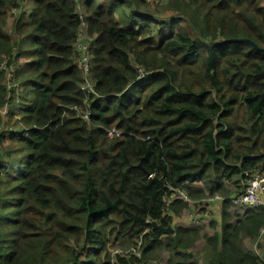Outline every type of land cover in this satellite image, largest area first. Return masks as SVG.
<instances>
[{
    "label": "trees",
    "instance_id": "trees-1",
    "mask_svg": "<svg viewBox=\"0 0 264 264\" xmlns=\"http://www.w3.org/2000/svg\"><path fill=\"white\" fill-rule=\"evenodd\" d=\"M28 1L0 0V264H109L140 237L144 262L166 251L164 264H198L200 230L172 225L186 203L166 211L170 188L226 198L206 264H264V239L261 257L243 245L264 206L233 219L227 188L264 174V52L225 41L264 47V0H168L160 18L148 0ZM78 7L94 35L89 95Z\"/></svg>",
    "mask_w": 264,
    "mask_h": 264
},
{
    "label": "built area",
    "instance_id": "built-area-1",
    "mask_svg": "<svg viewBox=\"0 0 264 264\" xmlns=\"http://www.w3.org/2000/svg\"><path fill=\"white\" fill-rule=\"evenodd\" d=\"M264 4V3H263ZM14 11V10H13ZM77 13L80 18V25L75 37V41L73 43V53L75 57V64L79 69L80 75L83 79L82 90L85 91L87 95L94 94V80L91 78V61L93 58V54L91 50L93 48V40L94 35H90L87 30V24L84 19V15L82 13L81 7H78ZM10 32V30H9ZM4 64V63H3ZM5 65V64H4ZM13 70V69H12ZM141 74L140 77L143 76V70L138 69ZM12 72H9L8 78H10ZM13 84L11 82L7 83V87H12ZM5 110L4 108L0 109V112ZM78 116L82 119L89 121V112L88 110H83L78 112ZM109 137L119 136L120 133L112 128L107 131ZM244 182L242 183V191L239 195L235 197H229V207L228 212L232 215L233 219H237L242 217L247 209H256L261 206H264V174L260 172H245L244 174ZM226 198L222 194H214V195H206L203 198L191 199L185 192L177 188H170V192L167 195L165 206L166 211H170L169 206L174 203L176 200H181L186 203V208L191 209L196 214H189V222L194 223V227L199 229V225L201 222V217L206 219L211 218L215 215H221V207L222 203ZM182 212L178 215V217L173 221L172 225H175L176 220H180ZM171 225V226H172ZM181 226V225H175ZM173 227V226H172ZM184 227V226H182ZM264 239V226L259 230V236L254 239V250H260L259 244L263 242ZM145 247L142 244L141 237L136 243L131 245H125L123 247H117L110 251V260L109 264H120L117 261V258H122L128 260L132 257L135 259V264H149L150 262H144L143 252ZM254 251V252H255ZM256 253V252H255ZM257 254L261 257V251L257 252Z\"/></svg>",
    "mask_w": 264,
    "mask_h": 264
},
{
    "label": "rangeland",
    "instance_id": "rangeland-1",
    "mask_svg": "<svg viewBox=\"0 0 264 264\" xmlns=\"http://www.w3.org/2000/svg\"><path fill=\"white\" fill-rule=\"evenodd\" d=\"M168 0H161V3L160 4H156L155 1L153 0H148V2H151L152 4L150 6H144L140 9L143 10V13L145 14H148V15H155V17H166V16H169L167 15V12H173L171 9H169L168 7H166V3H167ZM35 5V2L34 0H29L28 3H27V7L26 9L27 10H31ZM139 9V10H140ZM11 22H12V18H9L8 19V28L10 29L11 27ZM7 29V28H6ZM5 112H6V108H4ZM1 115H4L5 113L3 111L0 112ZM2 149H3V145L1 146ZM235 178V177H233ZM233 185L237 188V189H232V187L230 185H227V188L229 190H231V198L232 197H235L236 195H239L242 191V187H241V190L240 192L237 194L236 192L239 191V187H240V184L238 182H232ZM242 184V182H241ZM235 193V194H234ZM219 194V193H218ZM189 214L191 215H195L196 213L194 211H192L191 209H187L186 211L182 210V215L180 217V220H176L175 221V225H181V226H184V227H194V223H190L189 222ZM211 218H204V217H201V224L199 225V230H200V238L198 240L195 241L194 243V246L193 248L191 249V251L194 253L195 255V258L197 260V263L198 264H206L205 262V258H204V255L202 253V246H203V242H204V235H213L215 233H218L219 230H220V227L217 225V223L215 221H211L210 220ZM254 240L248 238V239H245L243 241V245L245 248L247 249H251L253 251L254 250ZM119 243H116L115 245L112 246L111 250L117 248V247H123L125 245H118ZM256 253L257 252H260V250H257L255 251ZM157 256L154 258V259H151L149 262V264H164L165 261L167 260L168 258V254L166 251H161L159 253L156 254Z\"/></svg>",
    "mask_w": 264,
    "mask_h": 264
},
{
    "label": "water",
    "instance_id": "water-1",
    "mask_svg": "<svg viewBox=\"0 0 264 264\" xmlns=\"http://www.w3.org/2000/svg\"><path fill=\"white\" fill-rule=\"evenodd\" d=\"M225 41L246 43V44H249L250 46H252L257 51L264 52V47H258L253 41H251L247 38H230V39H227ZM211 44L217 45L219 43L215 42V43H211ZM152 227H153V229L159 230L162 234H165V235L172 234L174 232V228L171 225H168L167 227H163L156 222H152Z\"/></svg>",
    "mask_w": 264,
    "mask_h": 264
},
{
    "label": "crops",
    "instance_id": "crops-1",
    "mask_svg": "<svg viewBox=\"0 0 264 264\" xmlns=\"http://www.w3.org/2000/svg\"><path fill=\"white\" fill-rule=\"evenodd\" d=\"M221 210H222V207H221ZM213 221H215L217 223V225L220 227V217H219V215H215L213 217Z\"/></svg>",
    "mask_w": 264,
    "mask_h": 264
},
{
    "label": "bare ground",
    "instance_id": "bare-ground-1",
    "mask_svg": "<svg viewBox=\"0 0 264 264\" xmlns=\"http://www.w3.org/2000/svg\"><path fill=\"white\" fill-rule=\"evenodd\" d=\"M92 53V52H91Z\"/></svg>",
    "mask_w": 264,
    "mask_h": 264
}]
</instances>
